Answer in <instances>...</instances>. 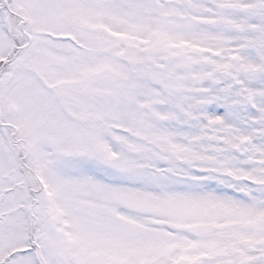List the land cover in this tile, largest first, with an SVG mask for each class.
<instances>
[{"label":"snow or ice","instance_id":"6c2138e0","mask_svg":"<svg viewBox=\"0 0 264 264\" xmlns=\"http://www.w3.org/2000/svg\"><path fill=\"white\" fill-rule=\"evenodd\" d=\"M0 264H264V0H0Z\"/></svg>","mask_w":264,"mask_h":264}]
</instances>
